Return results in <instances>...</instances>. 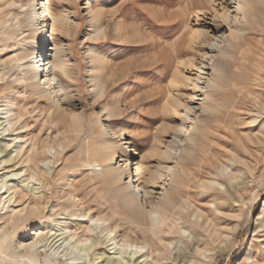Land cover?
I'll use <instances>...</instances> for the list:
<instances>
[{
	"label": "rangeland",
	"instance_id": "1",
	"mask_svg": "<svg viewBox=\"0 0 264 264\" xmlns=\"http://www.w3.org/2000/svg\"><path fill=\"white\" fill-rule=\"evenodd\" d=\"M233 1L54 0L59 12H64L67 18V26L59 27L54 36L70 59L72 73L67 82L73 104L60 102V113L52 114L55 109L53 100L58 97L39 99L17 81L14 69L8 72L4 80H0V104L16 95L19 109L25 114L21 121L28 126L15 132L19 131V135L29 139L26 146L39 143L40 147L43 144L54 147L51 152L41 153L35 159L39 168L34 179L37 183L35 186L41 191L46 190L51 201L45 211L47 215L51 213L48 211L51 205L58 203V197L69 195L80 198L84 207L92 210L90 215L94 217L100 215L110 221L113 214L111 205L114 196L101 174L102 170L95 171L86 162L88 151H93L95 141L81 125L76 129L69 126V113L72 110L83 112L85 119H92L94 126L99 128L105 117H100L96 124L93 121L96 120L95 114H101V104L108 102L110 106L118 107L119 112L112 119L118 127L125 129L126 139L122 144L125 151H117L114 165L127 166L135 180V162L144 156L147 166L145 180L156 173L159 163L163 161L161 155L172 141L173 130L186 120V109L192 105L195 108L193 116L199 112L202 92H198L193 101L190 96L200 75L199 68L205 53L217 30L227 36L232 34L233 23L227 16L234 10ZM192 6L197 7L196 11ZM96 12H102L101 18L106 24L105 34L101 33L99 37L93 34ZM258 14V19L253 20L254 26L242 32L243 38L235 59L229 64L224 88L212 97L214 103L209 118L212 133L205 129L200 132V143H205L206 147L201 150V158L194 160L186 172L191 180L188 183L181 181L179 186L192 192L188 195L178 194L180 207L184 211L188 209L191 214L187 220L184 219L185 223H178L181 234L175 233L172 237L173 244L169 250L173 252L169 264H186L185 254L190 259L199 260L196 243L201 238L200 229L189 223L197 218L202 220L196 205L210 206L214 198L218 203L226 197L230 201L234 198L235 206L231 211L222 209L221 214H230L227 221H221L222 226L225 229L236 225L239 227L233 242L212 263L235 264L243 251L253 246L254 257L248 264H252V261L254 264H264V224L258 219L259 216L264 217V4L260 6ZM11 23L15 21L9 20L7 26ZM16 28L20 29L19 25ZM51 30L50 26L47 29L49 36L52 35ZM22 37L19 35L17 39ZM91 50L101 55L102 62L92 61L94 52ZM20 51H16L14 46L7 47L0 43L2 59L15 56ZM96 66L102 68L106 86L103 97L95 102L93 93L97 70L92 68ZM176 72L184 80L178 86L172 82ZM167 109L173 114L168 120L165 119ZM62 115L64 120L57 122ZM254 117L256 120L253 122ZM207 134H210V139L205 137ZM10 137L5 136L6 139ZM129 138L135 142L139 154L129 152L130 144L124 143ZM10 149L16 154L18 146L14 147L12 143ZM219 149L222 152L221 160L214 164L211 171L216 172V167L220 169L231 165L227 176L219 177L223 198L215 194L201 200L204 191L201 183L211 178L207 166ZM88 162L92 161L89 159ZM102 166L103 163L96 168ZM43 174L52 177L51 184L44 182ZM147 182L144 181V184ZM154 188L155 192H161L162 184ZM258 220L260 224H257ZM118 225L122 235L131 233L133 238L138 237L140 242H146L151 248V239L145 238L139 229L138 234L130 232L127 220H120ZM37 227L30 225L25 228L24 239L32 238ZM22 239L17 237L16 241ZM207 253H210L209 249ZM174 256L177 260H174Z\"/></svg>",
	"mask_w": 264,
	"mask_h": 264
},
{
	"label": "bare ground",
	"instance_id": "2",
	"mask_svg": "<svg viewBox=\"0 0 264 264\" xmlns=\"http://www.w3.org/2000/svg\"><path fill=\"white\" fill-rule=\"evenodd\" d=\"M233 4L234 10L227 16L233 23L232 34L227 36L217 30L205 53L199 68L200 75L190 96L193 101L198 92H202L199 112L193 116L194 106L190 105L186 109V120L173 130L172 141L161 155L163 161L159 163L156 173L150 175L147 180L144 156L135 162V180L132 179L127 166H115L113 163L117 151H125L122 147L126 139L125 129L118 127L112 119L119 112L118 107H112L108 102L101 104V114H95L96 120L93 121L96 124L100 117H105L99 128L94 126L92 119L86 120L83 112L72 110L69 113V126L76 129L81 125L84 130L90 132V138L95 141L93 151H88L87 155L88 160L92 162H86L93 170H102L101 174L113 193V214L110 221L100 215H90L92 210L84 207L83 202L75 195L58 197V203L48 209L51 213L46 214L51 201L46 190L41 191L35 186L37 183L34 179L39 172L35 159L41 153L51 152L54 147L44 144L40 147L39 143L26 146L29 139H24V136L19 135V131L15 132L28 126L21 121L25 114L19 109L16 95L0 104V264H169L168 260L173 252L169 250L173 244L172 237L175 233L181 234L178 223H185L184 219L191 214L188 209L184 211L180 207L178 194L188 195L192 192L179 186L181 181L188 183L191 180L186 172L194 160L201 158V150L206 147L205 143H200V132L205 129L212 133L209 128L214 103L212 97L221 93L224 88L229 64L235 59L243 38L242 32L254 26L253 20L258 19V12L264 0H234ZM191 8L196 11L197 7ZM63 13L59 12L54 0H0V43L7 47L14 46L16 51L21 49L15 56L0 58V80H4L8 72L14 69L17 81L39 99L58 97L53 100L55 109L52 114L60 113V102L73 104L67 82L72 73L70 59L54 36L59 27L67 26V18ZM101 13H95L97 20L93 29L94 36L105 34L106 24L101 18ZM9 20L15 23L7 26ZM16 25H19L20 29H17ZM50 26L51 36L47 32ZM19 35L23 37L18 40ZM100 56L94 52L92 61L102 62ZM92 69L97 70L95 78L93 77V100L96 102L104 94L106 82L103 81L101 67ZM172 80L177 86L184 81L178 72ZM173 107L177 111L178 108L175 105ZM167 115L165 119H171L173 114L170 109H167ZM57 120L63 121V115ZM255 120L256 117L253 122ZM5 136L11 137L6 139ZM205 137L210 139V134ZM12 143L14 147L18 146L16 154L10 149ZM124 143L130 144L129 152L139 154L131 138ZM221 154L220 149L217 150L207 166L211 178L201 183L204 189L201 200L209 196L214 197L215 194L223 198L219 177H226L231 165L222 166L220 169L216 167V172L211 171L214 164L220 162ZM25 162L27 163L20 165ZM101 163L104 166L97 169L96 166H101ZM43 176L47 185L52 183L51 176ZM22 178L24 179L21 180ZM11 181L13 183H10ZM144 181H148L147 184H144ZM135 182H139L138 185H135ZM31 183L33 184L30 187ZM158 184H162L161 192H155L154 186ZM237 190H240L239 187ZM224 199L216 203L214 198L210 206L196 205L202 220L197 218L189 223L200 229L201 238L196 243L200 255L199 260H195L185 254L186 264H213V260L233 242L239 226L225 229L221 221H227L230 214L223 215L221 212L222 209L233 210L235 199ZM58 205L60 206L57 207ZM262 216L258 219L264 224ZM118 220H127V229L132 233L138 234V229L142 231L145 238L151 239V248L146 242H140L138 237L133 238L131 233L122 235ZM30 225L39 227L34 229L32 238L26 240L25 228ZM17 237L23 239L16 241ZM208 249L210 253H207ZM253 251V246L245 249L235 264H248L254 257ZM174 260H177L175 256Z\"/></svg>",
	"mask_w": 264,
	"mask_h": 264
}]
</instances>
